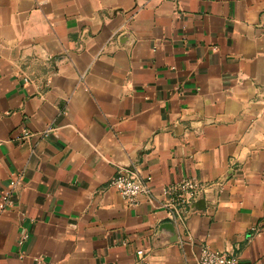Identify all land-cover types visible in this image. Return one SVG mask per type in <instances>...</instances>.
I'll return each mask as SVG.
<instances>
[{"label":"crops","instance_id":"obj_1","mask_svg":"<svg viewBox=\"0 0 264 264\" xmlns=\"http://www.w3.org/2000/svg\"><path fill=\"white\" fill-rule=\"evenodd\" d=\"M12 176L0 264H264V0H0V196ZM186 178L203 207L170 233Z\"/></svg>","mask_w":264,"mask_h":264},{"label":"built area","instance_id":"obj_2","mask_svg":"<svg viewBox=\"0 0 264 264\" xmlns=\"http://www.w3.org/2000/svg\"><path fill=\"white\" fill-rule=\"evenodd\" d=\"M24 83L29 82L28 78H23ZM49 131L46 130V133ZM45 133V135H46ZM30 136V131L26 127L21 128L20 139ZM150 175L142 176L136 170L119 168L116 175L110 180V185L115 188L124 201L131 206L139 203L142 195L154 199L153 191L150 188ZM17 184V176H12L8 181L7 189L0 196V211L10 208L13 203V192ZM203 190V185L192 178L182 179L179 182L171 183L161 189L163 197L159 205L163 208L166 218L177 225L190 209V205L195 202ZM28 238L27 233H23L18 244L21 246ZM137 255L143 259V250H137ZM197 264H240L238 258L226 251H217L207 246H202L197 257Z\"/></svg>","mask_w":264,"mask_h":264},{"label":"water","instance_id":"obj_3","mask_svg":"<svg viewBox=\"0 0 264 264\" xmlns=\"http://www.w3.org/2000/svg\"><path fill=\"white\" fill-rule=\"evenodd\" d=\"M203 202H204L203 199H199V200L195 201L193 204H191L190 207L191 208L195 207V209H198L197 207L202 208ZM165 225L167 226L170 233H174V226L172 223H166Z\"/></svg>","mask_w":264,"mask_h":264}]
</instances>
